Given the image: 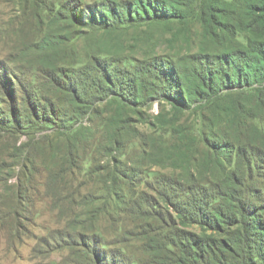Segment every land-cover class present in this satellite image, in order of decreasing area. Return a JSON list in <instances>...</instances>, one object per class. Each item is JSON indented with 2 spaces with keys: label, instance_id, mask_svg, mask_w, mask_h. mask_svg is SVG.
<instances>
[{
  "label": "rangeland",
  "instance_id": "1",
  "mask_svg": "<svg viewBox=\"0 0 264 264\" xmlns=\"http://www.w3.org/2000/svg\"><path fill=\"white\" fill-rule=\"evenodd\" d=\"M214 1L241 15L229 6L244 0ZM62 3L0 0V264H94L92 252L99 264H151L149 247L165 243V234L202 233L184 227L164 196L187 202L204 193L207 201L238 150L245 196L264 210V115L252 110L257 118L246 116L239 133L217 121L210 105L177 113L166 98L130 107L107 98L90 107L53 91L47 79V72L70 74L91 55L134 65L170 59L188 70L190 57L233 45L157 21L96 32L69 24L58 14ZM48 101L53 115L34 118L31 109L41 116Z\"/></svg>",
  "mask_w": 264,
  "mask_h": 264
},
{
  "label": "trees",
  "instance_id": "2",
  "mask_svg": "<svg viewBox=\"0 0 264 264\" xmlns=\"http://www.w3.org/2000/svg\"><path fill=\"white\" fill-rule=\"evenodd\" d=\"M227 6L214 0H99L89 5L83 0H63L58 14L69 24L83 23L92 31L157 21L183 27L188 33L196 32V27L202 40L230 43L233 48L218 55L190 57L188 70L170 59L154 58L134 65L135 61L91 55L86 62L76 63L77 69L68 75L47 72L48 84L53 91L68 95L72 103L83 100L90 107L107 98L126 107L166 98L177 113L194 103L210 105L217 121L230 128L233 123L240 133L248 127L246 116L257 118L252 110L257 116L264 115V0H244L238 9L231 4L229 9L241 12L240 16ZM42 45L49 44L44 41ZM31 110L34 118L53 115L49 101L41 116L37 108ZM112 121L125 123L120 118ZM249 152V156L256 154L250 147ZM218 155L225 156V150L221 148ZM233 157L234 168L214 184L207 201L204 193L187 202L164 196L184 227H197L202 233L181 230L165 234V243L149 247L151 264H264V210L252 195L245 196L247 181L241 173L245 156L238 150ZM97 254L91 255L94 264H99Z\"/></svg>",
  "mask_w": 264,
  "mask_h": 264
}]
</instances>
